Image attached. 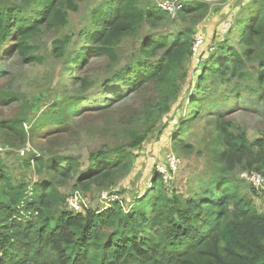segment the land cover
Returning <instances> with one entry per match:
<instances>
[{
  "label": "trees",
  "instance_id": "trees-1",
  "mask_svg": "<svg viewBox=\"0 0 264 264\" xmlns=\"http://www.w3.org/2000/svg\"><path fill=\"white\" fill-rule=\"evenodd\" d=\"M13 1L19 4L4 7L5 1L0 0V47L4 51L14 47L23 61L29 63L32 59H41L32 55L33 46H29V41L44 26H65L68 16L64 5L75 11L74 2L78 0ZM141 1H102L91 12L89 26L82 31L84 45L69 64L79 66L88 59V54L95 53L107 58L112 68L117 63L116 48L122 39L136 34L143 23L155 26L168 17L157 6L142 7ZM182 5L177 13L182 19L192 12L208 10L200 2L185 5L182 2ZM25 7H28L27 16H24ZM247 9L235 20L238 43L247 48L236 52L221 44L219 53L205 62L194 83L195 92L189 96L192 113L179 124L175 142L188 132L191 122L198 120L201 109L196 105L206 92L204 88L210 87H204L207 82H222L221 76L228 75L239 83L249 81L246 86L255 98L264 95V1L250 3ZM192 33L181 29L173 35L147 36L141 43L139 58L112 70L104 79L100 93L110 97L92 109L108 107L111 100L123 97L124 90L134 92L151 83L156 85L159 98L155 112L148 115L156 117V111L159 115L166 113L178 95L182 71L193 54ZM12 39L14 46L9 45ZM67 43V38L56 41L55 49L60 50V55ZM258 43L263 49L261 69L249 72L245 63L256 57ZM90 87L91 82L83 80L77 95L60 102L59 113L42 115L30 126L36 129L41 123L44 126L45 123L62 124L70 108L77 110L88 100L89 105L92 104L89 107L98 104H95L97 97L86 94ZM236 88L223 93L220 99L229 101L239 97ZM216 120L212 137L203 141L209 148L212 169L197 178L193 194L169 196L163 190L161 177L154 172L151 188L143 196L135 197L127 211L114 206L102 212L88 210L84 214L58 209L56 205L62 197L55 179L76 174L79 165L72 157L46 161L38 158L36 163L45 176L32 184L31 193L26 184L14 181L6 173L7 168L0 161V264H264V212L255 211L227 168V152L246 147L263 149L264 138L249 144L243 134H233L220 114L216 115ZM0 125L24 137L21 121L14 119ZM144 137L140 136L130 146L139 145ZM132 155L133 152L118 150L103 154L92 159L87 171L80 176L98 177L111 184L116 173L126 172L124 169L131 164ZM251 190L256 191L252 187Z\"/></svg>",
  "mask_w": 264,
  "mask_h": 264
},
{
  "label": "rangeland",
  "instance_id": "rangeland-1",
  "mask_svg": "<svg viewBox=\"0 0 264 264\" xmlns=\"http://www.w3.org/2000/svg\"><path fill=\"white\" fill-rule=\"evenodd\" d=\"M4 1V7L19 4L13 0ZM102 1L78 0L74 2L75 11L65 4L67 24L59 28L44 26L29 41V46H33L32 55L39 56L40 60L32 59L25 63L14 47L5 51L0 47V123L19 120L24 131V137H21L0 125V146L9 148L0 156V161L7 168L6 173L14 181L26 184L31 193L32 184L45 176L36 163L38 158L42 161L56 157L75 159L79 165L76 174L55 179L56 188L62 197L56 206L73 214H84L88 210L102 212L111 206L127 211L135 197L143 196L151 188L154 172L161 177L156 166L165 164L168 155L175 156L179 165L171 173L169 184H162L163 190L169 196L192 195L197 178L212 169L209 167V148L205 147L203 141L212 137V125L217 121L218 114L229 123L235 136L243 134L249 144L264 138V98L261 99L264 95L259 94L255 98V94L246 86L249 81L239 83L238 79H230L228 75L221 76L222 82L215 80L212 84L207 82L204 85L210 87L204 88L206 92L196 105L201 109L198 120L189 124L188 132L181 135L180 141L175 142L174 138L181 121L190 118L192 107L189 96L195 92L194 83L205 62L219 53L221 44L236 52L247 48L238 43L239 33L235 20L248 11L250 3L259 0H181L184 5L200 2L208 10L192 12L184 19L178 16L175 19L167 17L155 26L143 23L136 34L128 35L117 46V63L112 68H109L107 58L95 53L88 54V59L79 66H71V58L84 45L82 31L89 26L91 12ZM159 1L142 0L141 6H157ZM28 14V7H25L24 16ZM181 29L193 31L191 37L194 50L178 82V95L166 113L159 115L156 111V117L148 115L151 111L155 112L154 106L159 98L156 85L151 83L142 85L134 92L124 90L123 97L111 100L108 107L92 109L108 100L106 97L109 95L100 93L104 79L112 70H118L138 59L141 43L147 36L173 35ZM65 38L68 43L60 55V50L55 49L58 46L56 41ZM14 43L12 39L9 45L14 46ZM261 47L258 43L255 48L256 57L245 63L249 72L256 73L261 69ZM83 80L91 82L92 87L86 94L97 97L95 104H98L89 107L92 104L89 105L88 100L77 110L70 108L62 124L45 123L44 126L41 123L36 129L30 126L42 115L59 113L60 102L77 95ZM235 87L239 97L230 98L229 101L220 99L223 93ZM140 136H145L144 141L131 147ZM24 148L29 152L22 156L20 151ZM117 150L133 152L132 162L124 169L125 173L121 171L115 174L111 184L100 181L98 177L85 179L80 176L87 171L92 159ZM227 168L230 177L239 182L241 194L248 196L253 203L255 211L264 212V185L259 191L253 192L244 179L246 174L251 173L264 177V148L246 147L227 152ZM77 195L78 206L72 208L69 201Z\"/></svg>",
  "mask_w": 264,
  "mask_h": 264
},
{
  "label": "built area",
  "instance_id": "built-area-1",
  "mask_svg": "<svg viewBox=\"0 0 264 264\" xmlns=\"http://www.w3.org/2000/svg\"><path fill=\"white\" fill-rule=\"evenodd\" d=\"M181 0H160L157 4V7L161 9L167 16L171 19L177 17V13L182 9ZM198 41V40H197ZM194 50V45L192 46V51ZM9 148L7 146H0V156L5 154ZM26 152H29L27 148H24L20 151L21 155L24 156ZM179 160L173 155H168L165 160V164H159L156 166V171L161 175V179L164 184H169L171 180V173L175 172L178 168ZM245 181L252 187L254 190L259 191L264 185V177L261 174H246L244 176ZM78 195L73 196L69 205L72 208L78 206ZM105 199V197H103ZM79 209V208H78Z\"/></svg>",
  "mask_w": 264,
  "mask_h": 264
}]
</instances>
